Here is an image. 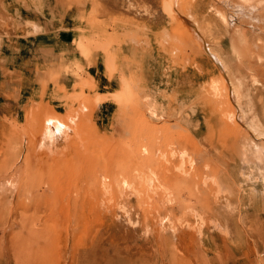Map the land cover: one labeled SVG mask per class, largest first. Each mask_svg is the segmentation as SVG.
I'll return each mask as SVG.
<instances>
[{"label":"rangeland","instance_id":"1","mask_svg":"<svg viewBox=\"0 0 264 264\" xmlns=\"http://www.w3.org/2000/svg\"><path fill=\"white\" fill-rule=\"evenodd\" d=\"M246 111L262 123L264 0H0V264H264Z\"/></svg>","mask_w":264,"mask_h":264},{"label":"crops","instance_id":"2","mask_svg":"<svg viewBox=\"0 0 264 264\" xmlns=\"http://www.w3.org/2000/svg\"><path fill=\"white\" fill-rule=\"evenodd\" d=\"M60 41L62 43H67L64 40ZM90 76L92 77V80L94 82L95 89L89 94L91 96H100V98L96 101L94 105V125L99 131L109 133L113 125L111 124V115L116 107L115 102L110 99V96L116 90V88L114 87L116 79L107 76L102 71L99 72L97 68L93 69L92 73H90ZM56 124L58 123L54 122V124H52V127L50 129L48 128V133L46 135L47 141L57 143L63 137V133Z\"/></svg>","mask_w":264,"mask_h":264},{"label":"bare ground","instance_id":"3","mask_svg":"<svg viewBox=\"0 0 264 264\" xmlns=\"http://www.w3.org/2000/svg\"><path fill=\"white\" fill-rule=\"evenodd\" d=\"M210 86L211 88L216 91V86L217 84L215 83V81H211L210 82ZM239 83V82H238ZM86 85V84H85ZM242 86V85H241ZM237 93V91H236ZM235 93V94H236ZM233 94V93H232ZM234 94V95H235ZM239 94V93H237ZM236 94V95H237ZM251 97V96H250ZM247 99V98H246ZM249 99V98H248ZM232 111V110H231ZM151 112H154L151 110ZM243 116L245 117L246 121H247V125L259 136H262L264 138V116L262 118V123L260 122L258 116H256V114L254 113H250V111H246ZM232 119V118H231ZM233 121V120H232ZM224 124V122H223ZM235 125V123H233ZM256 146V144L254 143V147ZM264 149V147H263ZM147 151V148L145 146H143L140 151L138 152V154L135 155V157L132 159L131 161V169L135 172V173H138L141 174L140 177L142 178V180L144 181V183H146L147 186H153V183L155 182V173L154 171L148 167L144 161L141 159V155L146 153ZM184 156H185V152L182 150L180 153H179V160H180V163H179V166L178 168H180L182 166V163H183V159H184ZM261 158V157H260ZM258 161V160H257ZM260 162V161H259ZM263 166V165H262ZM105 179V178H104ZM120 179V183L121 185L125 188H129L131 187L132 183L131 181L124 175H121L119 177ZM107 182V181H105ZM105 182L101 181V188L102 189H106V184ZM109 186V185H107ZM110 191V190H109ZM216 192V191H215ZM218 192V191H217ZM167 193V192H166ZM169 193V192H168ZM170 196V195H169ZM168 197V196H167ZM168 200H170V198H167ZM172 200V199H171ZM253 216V215H252ZM255 217V216H253ZM263 257V256H262ZM262 259V258H261ZM264 259V257H263ZM263 263V262H262Z\"/></svg>","mask_w":264,"mask_h":264}]
</instances>
